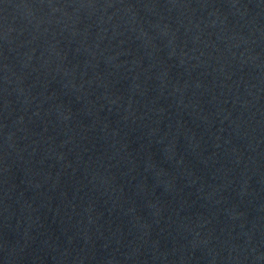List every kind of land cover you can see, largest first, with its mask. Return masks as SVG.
Returning <instances> with one entry per match:
<instances>
[{
    "label": "water",
    "instance_id": "obj_1",
    "mask_svg": "<svg viewBox=\"0 0 264 264\" xmlns=\"http://www.w3.org/2000/svg\"><path fill=\"white\" fill-rule=\"evenodd\" d=\"M0 264H264V0H0Z\"/></svg>",
    "mask_w": 264,
    "mask_h": 264
}]
</instances>
